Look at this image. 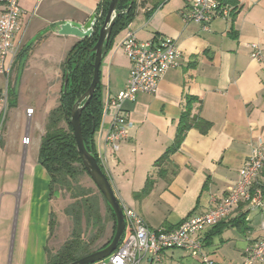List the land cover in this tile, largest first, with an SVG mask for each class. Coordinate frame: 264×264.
<instances>
[{
    "label": "crops",
    "instance_id": "crops-1",
    "mask_svg": "<svg viewBox=\"0 0 264 264\" xmlns=\"http://www.w3.org/2000/svg\"><path fill=\"white\" fill-rule=\"evenodd\" d=\"M136 1L133 22L116 37L102 63L103 95L116 96L129 80L131 62L118 46L128 30L140 41L176 40L181 57L155 94H140L125 103L124 112L135 127L116 155L108 152L109 168L119 200L151 229L171 231L219 204L239 180L253 147L264 149V64L252 59L248 47L264 45V0H231L235 12L213 21L209 32L185 22L197 0ZM101 2L20 1L15 85L19 80L48 90H39L42 98L35 102L17 98L0 132V264H47L58 202L51 197L50 176L39 163V151L48 116L61 97L64 63L79 41L57 31L65 22L85 24ZM2 12L0 6V18ZM5 86L0 75V93ZM187 109V119L197 126L174 149ZM109 121L102 135L96 132V149L104 147ZM201 124L209 128L203 131ZM258 180L264 187V169ZM262 222L264 208L249 212L242 203L201 233L205 252L217 264H242L246 248L264 236ZM142 264L201 263L183 250L167 249L160 261L146 259Z\"/></svg>",
    "mask_w": 264,
    "mask_h": 264
},
{
    "label": "built area",
    "instance_id": "built-area-1",
    "mask_svg": "<svg viewBox=\"0 0 264 264\" xmlns=\"http://www.w3.org/2000/svg\"><path fill=\"white\" fill-rule=\"evenodd\" d=\"M20 1L0 0V6L3 7L0 18V75L5 77L6 84L9 83L21 53L18 38L22 31ZM233 11L234 6L226 0H197L184 19L186 23L199 24L204 31L209 32L213 21L219 18L229 19ZM118 46L130 59V77L119 94L102 97V119L98 130L101 135L107 119L110 121L104 147L99 145L96 149L99 165L111 184L108 152L116 155L130 139L135 127L129 115L124 112L125 103L136 101L140 94H155L164 75L169 70L178 68L181 57L176 40L161 37L152 41H140L131 30L127 31ZM248 47L252 59L264 64V45L250 43ZM8 110L9 97L6 89L0 93V132L5 127ZM28 113H33V110H28ZM263 169L264 149L254 146L246 164L239 171V180L223 200L201 216L186 218L171 231L151 229L138 212L119 200L126 221L124 238L109 258L94 264H142L146 259L160 261L162 252L167 249L183 250L201 264H217L205 252L200 235L207 228L217 226L227 219L242 203L247 205L249 212L264 208V187L258 180ZM261 228L264 232V222ZM242 264H264V236L246 248Z\"/></svg>",
    "mask_w": 264,
    "mask_h": 264
},
{
    "label": "trees",
    "instance_id": "trees-1",
    "mask_svg": "<svg viewBox=\"0 0 264 264\" xmlns=\"http://www.w3.org/2000/svg\"><path fill=\"white\" fill-rule=\"evenodd\" d=\"M110 2L111 0H103L100 3L95 36L92 39L77 42L68 53L64 63L63 87L59 104L48 116L46 133L41 142L39 163L50 176L51 197H64L70 201L64 209V213L73 223L72 231L64 243L58 249H48L47 264H71L101 250L111 243L116 231V216L104 200L101 192L83 184L85 176H90L83 165L73 127L67 118L71 116L76 102L87 92L92 83L95 54L91 53L90 49L98 41L99 29L107 16ZM228 2L232 4L231 0ZM130 3L131 0H119L117 13H125L118 16L113 27L111 39L105 48L106 56L113 48L116 37L135 18L137 1L135 0L132 8L128 11ZM67 72L69 73V83L66 91H64ZM9 95L10 89H8V97ZM102 97L103 86L101 83L81 116L86 147L96 159L95 135L102 119ZM16 100L17 98H9V105H15ZM190 112L189 109L184 112L174 149L180 146L185 132L197 126L187 119ZM200 128L206 131L209 125L201 124ZM102 202L105 213L102 210ZM55 217V213H52V237L56 229ZM110 224L112 225V233L107 239V230ZM103 240L106 242L102 243Z\"/></svg>",
    "mask_w": 264,
    "mask_h": 264
},
{
    "label": "water",
    "instance_id": "water-1",
    "mask_svg": "<svg viewBox=\"0 0 264 264\" xmlns=\"http://www.w3.org/2000/svg\"><path fill=\"white\" fill-rule=\"evenodd\" d=\"M134 2L135 0H131L128 11L132 8ZM118 3L119 0H111L107 16L104 20V23L99 29L98 41L96 42L95 46L90 49V52L95 54L94 76L92 83L87 92L76 102L71 112V116L67 117L73 127L77 148L81 155L83 165L90 178L93 180L98 190L103 195L104 200L110 206L116 216V231L111 243L107 247L98 250L71 264H94L109 258L121 244L126 230L125 216L118 196L116 195L115 190L108 177L99 165L96 157L88 151L81 126L82 113L90 104L97 87L101 84V67L107 53L105 48L111 39L113 27L117 21L118 16L122 13H125H117ZM97 25L98 16L96 13L85 24H78L75 22H65L61 24L58 27L57 33L65 36H74L78 38L79 41L92 39L95 36ZM68 83L69 73L67 72L64 82V91H66Z\"/></svg>",
    "mask_w": 264,
    "mask_h": 264
},
{
    "label": "rangeland",
    "instance_id": "rangeland-1",
    "mask_svg": "<svg viewBox=\"0 0 264 264\" xmlns=\"http://www.w3.org/2000/svg\"><path fill=\"white\" fill-rule=\"evenodd\" d=\"M14 74H15V69L13 68L9 83L6 84L4 88L5 91L6 89H10V95H9L10 99L11 98H27L28 100L31 99L32 101L35 102L39 100V98H42L41 96L38 95L39 90H48V87H42V88L35 87L29 84H24L23 82L19 80H17V83L15 85ZM83 184L87 187L93 188L96 191L98 189L95 183L93 182V180L88 176H85L83 180ZM57 202L58 203L55 207L56 229L52 237V248L53 249H58L64 243V241L68 238L73 228V223L71 219L68 218L64 213V209L67 207L70 201L64 197H60V198L57 197ZM102 210L105 213V207H104L103 202H102ZM111 233H112V225L110 224L107 230V237H106L107 239L111 236ZM106 240L105 241L103 240L102 243L106 242Z\"/></svg>",
    "mask_w": 264,
    "mask_h": 264
}]
</instances>
